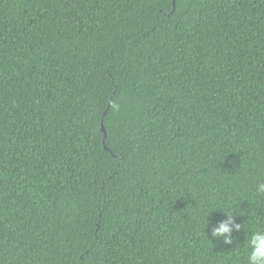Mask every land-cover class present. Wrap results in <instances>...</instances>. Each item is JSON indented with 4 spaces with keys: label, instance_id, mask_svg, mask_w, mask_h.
<instances>
[{
    "label": "trees",
    "instance_id": "1",
    "mask_svg": "<svg viewBox=\"0 0 264 264\" xmlns=\"http://www.w3.org/2000/svg\"><path fill=\"white\" fill-rule=\"evenodd\" d=\"M259 182L264 0H0V264H243Z\"/></svg>",
    "mask_w": 264,
    "mask_h": 264
},
{
    "label": "clouds",
    "instance_id": "2",
    "mask_svg": "<svg viewBox=\"0 0 264 264\" xmlns=\"http://www.w3.org/2000/svg\"><path fill=\"white\" fill-rule=\"evenodd\" d=\"M256 194L259 197H264V182H259L256 185ZM212 210H216V208L213 207ZM219 210H222L224 218L214 224L206 219L211 211L205 217V227L211 224L210 233L207 235L210 239L216 238L223 244L233 245L236 240L234 233L241 229L244 230L241 222L237 220V217L243 213L237 214L230 208ZM243 251V264H264V228H256L248 233L243 243Z\"/></svg>",
    "mask_w": 264,
    "mask_h": 264
},
{
    "label": "water",
    "instance_id": "3",
    "mask_svg": "<svg viewBox=\"0 0 264 264\" xmlns=\"http://www.w3.org/2000/svg\"><path fill=\"white\" fill-rule=\"evenodd\" d=\"M175 0H173V2H174ZM101 129H102V131L104 132V136L106 135V130H105V127H104V125L102 124L101 125ZM103 144H104V147H105V149L106 150H109V148L105 145V142L103 141Z\"/></svg>",
    "mask_w": 264,
    "mask_h": 264
}]
</instances>
